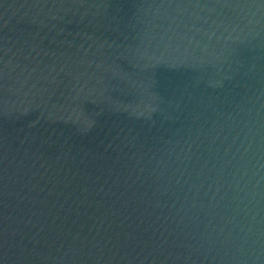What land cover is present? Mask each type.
Returning <instances> with one entry per match:
<instances>
[{
  "label": "water",
  "instance_id": "obj_1",
  "mask_svg": "<svg viewBox=\"0 0 264 264\" xmlns=\"http://www.w3.org/2000/svg\"><path fill=\"white\" fill-rule=\"evenodd\" d=\"M0 56L103 264H264V0H0Z\"/></svg>",
  "mask_w": 264,
  "mask_h": 264
}]
</instances>
